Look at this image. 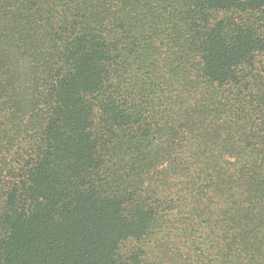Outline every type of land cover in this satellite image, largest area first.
<instances>
[{
  "label": "trees",
  "instance_id": "obj_1",
  "mask_svg": "<svg viewBox=\"0 0 264 264\" xmlns=\"http://www.w3.org/2000/svg\"><path fill=\"white\" fill-rule=\"evenodd\" d=\"M0 264H264V0H0Z\"/></svg>",
  "mask_w": 264,
  "mask_h": 264
}]
</instances>
